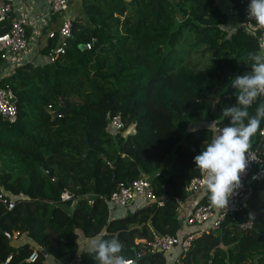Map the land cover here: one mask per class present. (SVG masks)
<instances>
[{
    "label": "trees",
    "instance_id": "trees-1",
    "mask_svg": "<svg viewBox=\"0 0 264 264\" xmlns=\"http://www.w3.org/2000/svg\"><path fill=\"white\" fill-rule=\"evenodd\" d=\"M80 7L62 54L15 65L2 80L15 95L16 117L0 118V193L14 201L8 210L0 206V264H46L45 255L96 264L93 238H117L135 264H164L165 253L147 252L145 244L152 232L176 234L174 199L185 197V183L199 172L193 158L214 134L197 125L203 113L217 128L228 123L222 110L235 103L231 80L249 70L256 37L215 0H80ZM7 27L1 22L0 33ZM56 41L47 38L39 52ZM61 100L64 113L54 115ZM261 102L264 96L249 113ZM114 113L133 130L108 134ZM258 140L257 132L251 146ZM141 175L161 205L108 218L103 198ZM62 192L69 198L55 204ZM244 192L216 229L177 249L178 264H264V180L249 178Z\"/></svg>",
    "mask_w": 264,
    "mask_h": 264
},
{
    "label": "built area",
    "instance_id": "built-area-1",
    "mask_svg": "<svg viewBox=\"0 0 264 264\" xmlns=\"http://www.w3.org/2000/svg\"><path fill=\"white\" fill-rule=\"evenodd\" d=\"M45 1L48 5V11L44 13L41 18H49L52 14H63L68 9L69 0ZM236 2L242 7L241 17L240 13L236 11ZM248 2L249 0H235L234 6L231 5V2H228V9L232 14V20H234L236 26H240L242 30L256 37V52L264 54V29H259L255 21L249 20L247 16ZM230 5L232 8L229 7ZM10 13L11 4L7 0H0V23L8 19L7 29L0 33V59H2V61H0V118L7 122H13L15 120L16 103L13 91L9 85L6 82H2V80L12 72L14 66L10 63H5V61L4 63L2 62L3 60L10 59L9 53L24 52L28 45V38L25 32V25L27 24L26 18L21 15H10ZM238 17L240 20L237 21L236 19ZM71 22V18L65 15L56 30H46L47 38L56 37L57 40L55 46L51 47L44 57L47 61L54 60L56 56L64 52L67 41L71 37ZM233 28L234 26L230 27L229 30ZM91 44L92 39L90 42H86L84 47L89 48ZM123 124L124 122L120 114L114 113L107 116L105 130L111 136H114L116 133L123 136L126 134V127L123 128ZM132 124L133 123H131V125ZM258 134L259 140L256 142L257 144L255 143L254 146H251L249 152L245 154L248 163L245 172L241 176V187L234 191L225 209L211 205L203 185L202 174L199 171L197 175L188 179L185 183L184 190L186 196L198 194L200 192H203L202 195L206 196L204 202H197L188 209L185 219L187 225L194 227L198 226L200 228L192 230L183 236L152 232V237L145 244L147 252H168L173 248H177L179 252L187 251L195 236L201 232L216 229L223 218L227 214H231L237 208V203L241 201L244 196V182L246 176L251 175L254 181L264 180V145L261 148L259 147V142L264 136V125L260 126ZM68 198L69 195L66 192H62L59 196V201L55 204L59 205ZM135 199L137 203L133 204ZM174 200L178 201L177 198ZM103 201L110 206H119L125 210L128 208H138L149 202H154L156 205H161L162 203L161 199L154 194L148 178L143 175L132 180L128 184L119 183L113 192L103 198ZM88 202L90 201L88 200ZM13 205L14 201L12 198L0 193V206L8 210L12 208ZM3 234L7 238L10 237L7 232H3ZM34 256L35 249L31 251L25 260L30 261ZM9 257L8 255L4 259V262H7ZM175 262L178 264L176 258ZM75 264H78L77 261Z\"/></svg>",
    "mask_w": 264,
    "mask_h": 264
},
{
    "label": "clouds",
    "instance_id": "clouds-1",
    "mask_svg": "<svg viewBox=\"0 0 264 264\" xmlns=\"http://www.w3.org/2000/svg\"><path fill=\"white\" fill-rule=\"evenodd\" d=\"M247 16L259 29H264V0H249ZM246 60L250 62L249 70L231 80L235 103L222 110L228 123L217 128L212 121L208 125L214 132L212 138L193 158L195 168L202 174L208 200L217 208L225 209L234 191L241 187V176L248 163L245 154L264 120V102L255 114L248 111L258 97L264 96V54L249 52ZM123 249L117 238H93L88 245L96 264H135L122 254Z\"/></svg>",
    "mask_w": 264,
    "mask_h": 264
},
{
    "label": "crops",
    "instance_id": "crops-1",
    "mask_svg": "<svg viewBox=\"0 0 264 264\" xmlns=\"http://www.w3.org/2000/svg\"><path fill=\"white\" fill-rule=\"evenodd\" d=\"M11 4V13L10 15H21L24 18H26L27 24L25 25V32L26 36L28 38V45L24 52H15V53H9L10 59L3 60L2 63H10L12 66L24 63V62H41L44 60V57L46 56V53L39 52V49L44 45L46 42V30L52 29L56 30L63 17L66 15L71 18V20H74L75 18H80L82 16V10L80 7V0H69L68 2V9L63 14H52L49 18L41 16L48 11V5L45 0H7ZM229 5V4H228ZM237 11V9H236ZM230 13V12H229ZM230 16L232 18V14L230 13ZM8 24V19L5 20ZM234 22V21H233ZM39 31V33H38ZM2 61V59H0ZM208 122H199L197 126L199 125H209ZM127 128V127H126ZM132 126L129 128V130H126V133L128 131H132ZM252 180V176L248 175L245 178L246 183L248 182V179ZM245 183V182H244ZM186 194V192H185ZM203 192H200L198 194L194 195H188L181 199L176 201V214L177 219L179 221V228L176 231L177 236H183L188 232H191L192 230L199 229L200 227L196 226H189L186 224V214L190 207H192L195 203H197L201 198H204L202 195ZM245 194L247 196V192H244V196L242 200L245 197ZM137 200L135 199L133 204H136ZM106 204V203H105ZM107 206V217H115L118 215L125 214L129 211H132L135 208H128L127 210L123 209L119 206H110L109 204H106ZM245 225H248L245 224ZM213 230V229H212ZM165 253V261L164 264H171L174 262L176 255H177V248H173L172 250ZM43 261L46 264H75L76 260L73 262L68 263H61L56 260H54L52 257L45 255Z\"/></svg>",
    "mask_w": 264,
    "mask_h": 264
},
{
    "label": "rangeland",
    "instance_id": "rangeland-1",
    "mask_svg": "<svg viewBox=\"0 0 264 264\" xmlns=\"http://www.w3.org/2000/svg\"><path fill=\"white\" fill-rule=\"evenodd\" d=\"M216 1V4L218 6V8L221 10V11H224L227 13L228 17L231 19V16L229 14V9H228V2L229 0H215ZM177 19H180V17L177 16ZM208 122V119L206 117V115L203 113L202 114V122ZM211 123V121L209 122V124ZM132 125L129 124L128 127L125 129L126 130H129V128L131 127ZM124 133V132H122ZM172 157H173V153L170 151L168 152L165 157L163 158L162 162H161V165L164 166V167H168L171 160H172Z\"/></svg>",
    "mask_w": 264,
    "mask_h": 264
},
{
    "label": "water",
    "instance_id": "water-1",
    "mask_svg": "<svg viewBox=\"0 0 264 264\" xmlns=\"http://www.w3.org/2000/svg\"><path fill=\"white\" fill-rule=\"evenodd\" d=\"M81 48H83L84 46L83 45H80ZM64 113V101H60V107L57 108L55 111H54V115H60V114H63ZM40 170L43 171V168L40 167ZM2 231V229L0 228V232Z\"/></svg>",
    "mask_w": 264,
    "mask_h": 264
}]
</instances>
